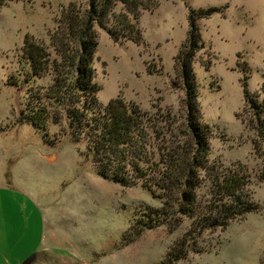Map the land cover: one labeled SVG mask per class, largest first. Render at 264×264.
<instances>
[{
	"label": "rangeland",
	"instance_id": "rangeland-1",
	"mask_svg": "<svg viewBox=\"0 0 264 264\" xmlns=\"http://www.w3.org/2000/svg\"><path fill=\"white\" fill-rule=\"evenodd\" d=\"M148 1L155 6L140 11L138 44L114 42L94 28L97 102L103 107L120 96L145 112L169 144L189 142L174 57L187 38L189 13L215 8L196 21L202 47L191 62L195 104L211 134L209 165L248 176L247 194L257 209L224 229L203 232L176 264H264V146L251 129L241 88L245 79L252 97L261 101L264 96V0ZM69 4L75 15L87 7L86 0H3L0 5V211L15 223L25 217L34 223L27 227L34 239L31 264H39L41 250L55 254L50 264H157L190 220L178 215L169 224L151 221L152 227L138 230L147 219L145 208L159 207L158 200L139 184L122 187L97 175L80 156L84 145L62 134L63 125L48 123L45 134L21 123L30 88L48 82L23 83L28 72L19 59L24 39L48 48L60 7ZM200 177L204 187L196 205L206 200L208 182ZM14 229L0 241L1 250L18 249L15 241L22 232L18 225Z\"/></svg>",
	"mask_w": 264,
	"mask_h": 264
},
{
	"label": "trees",
	"instance_id": "trees-1",
	"mask_svg": "<svg viewBox=\"0 0 264 264\" xmlns=\"http://www.w3.org/2000/svg\"><path fill=\"white\" fill-rule=\"evenodd\" d=\"M86 5L77 15L73 13V4L60 7L56 28L48 34V48L30 37L24 39L19 59L28 72L23 83L42 79L48 82L30 88L21 123L45 134L48 123L63 125L62 134L70 136L75 144L84 145L80 156L92 164L97 175L122 187L139 184L158 200L159 207L145 208L147 219L140 221L138 230L152 227L151 221L167 224L178 215L189 219L188 230L157 263L176 264L190 252L193 246L190 241L198 239L203 232L224 229L257 209L247 194L248 176L239 169L219 172L220 166L209 165L211 134L208 126L199 121L195 104L191 62L202 47L196 21L216 9L189 13L187 38L174 57L184 92L183 133L189 138V142L180 146L165 141L154 121L135 103L116 96L102 107L96 99L100 86L94 81V28L107 32L114 42L130 40L138 44L140 34L136 24L140 11L153 9L155 5L151 6L148 0H86ZM9 84L20 86L15 81ZM172 86L176 88V83L172 82ZM241 88L251 116V129L264 146V96L261 101L252 97L245 79ZM201 174L208 182L203 195L206 200L203 205H196L199 191L204 187Z\"/></svg>",
	"mask_w": 264,
	"mask_h": 264
},
{
	"label": "crops",
	"instance_id": "crops-1",
	"mask_svg": "<svg viewBox=\"0 0 264 264\" xmlns=\"http://www.w3.org/2000/svg\"><path fill=\"white\" fill-rule=\"evenodd\" d=\"M29 224H32V226H34V223L32 222V220H29L26 217L23 220H21L20 223H17V222L15 223V221H13L12 218L8 216L6 217L3 216V213L0 211V241L1 242L6 238L9 239L11 235L15 233V229H14L15 225L20 226V229L22 232L21 236H17V240L15 241L16 247L18 249L12 250L11 248H8L5 251L0 249V264H31L32 261L35 262L34 260L35 256L34 254H31V251H30V248L32 246L30 243L33 242L34 239H33V234H31L32 233L31 229L28 230L27 228ZM42 237H44V235H42ZM37 241L41 242V239H38ZM44 248L50 251V248H48V246ZM32 250H35V249H32ZM27 256H29V258L25 261V258ZM50 256L55 257V254L54 255L52 253L49 254L48 252H45V250L44 251L41 250V257L37 261L39 262V264H50L51 263ZM60 263L61 261L59 260V264Z\"/></svg>",
	"mask_w": 264,
	"mask_h": 264
}]
</instances>
